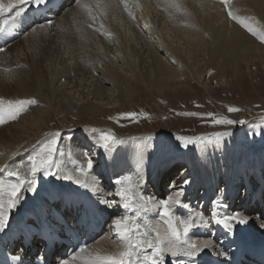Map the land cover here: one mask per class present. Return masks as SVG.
Wrapping results in <instances>:
<instances>
[{
	"label": "bare ground",
	"instance_id": "bare-ground-1",
	"mask_svg": "<svg viewBox=\"0 0 264 264\" xmlns=\"http://www.w3.org/2000/svg\"><path fill=\"white\" fill-rule=\"evenodd\" d=\"M53 1L49 0L48 3ZM4 2L7 4L11 0ZM59 2L63 4L58 11L43 13V16L48 18V21L51 20V24H59L60 28H66L70 35H73L74 41H69L67 46L74 45V50H71L70 54L71 59L80 65L77 71L71 74L69 70H65L67 65L63 64L62 71L53 84L52 78L57 69L51 62L47 64L48 61H52L48 60L45 63L49 73L48 80L43 75L39 77L40 72L37 78L34 77L36 83L32 84V77L24 66L18 68L11 65L9 68L8 65L9 70H6L0 65V95L4 94L1 87L7 84L11 93H5L4 96L16 98L15 100L18 97H31L41 103V106L34 108L33 115L27 118L25 124H12L0 128L2 154L0 167L7 165L9 170H19L21 175H27L30 159L19 157L18 154L35 143L45 144L46 141L42 138L44 131L38 126L50 111L77 112L81 118L90 113L95 117L97 111L100 113L99 109L101 114L103 113L102 108L109 106L115 96L120 97L117 102L121 101L133 87L131 82L138 77L145 83H149V76L151 79L157 77L162 81L166 78L171 79L173 75L172 79L176 78L180 68L173 65L164 55L170 53L172 49H183L192 54L197 49V44L204 40V29L196 18L198 5L203 9L202 18L208 23L204 25L205 29L208 27V30H211L216 42L213 46V56L222 57L219 60L228 61L231 65L236 62L234 58L237 51L257 48V45L252 43L253 36L247 35L236 21L229 18L227 9L220 0H175L180 6L179 10L171 6L173 0H144L147 13L142 15L143 25L151 32L155 41H150L148 36L141 32L139 27L142 23L139 24L137 21L136 23L128 18L130 16L125 15L128 14V9L125 10L123 0H59ZM97 2L101 7H97ZM82 4L89 7L86 9L81 6ZM19 7L24 8V13L16 18L15 22L12 18L17 9L2 17L9 23L4 31L6 39L0 42V49L21 35L26 39L49 26V23L35 20V5L29 3L18 5ZM231 9L237 15L239 12L256 14L257 19L264 25V0H232ZM87 12L95 16L92 27L100 37L95 55L90 54L92 45L89 42L92 36L85 26L81 27L84 31L82 30L80 36L70 31L72 24L83 26ZM246 40L249 41L245 43ZM18 48V42H15L8 52L0 54V57L6 61L13 51H18ZM16 52V55L13 54L15 59L11 61L19 60L22 55ZM91 57L95 59L93 66L88 62V58L92 59ZM191 60L192 67H195ZM178 61L180 65L182 62L185 63ZM188 67L186 68L190 69ZM47 83L50 88L45 86ZM107 97H110L108 101ZM96 109L98 110L95 111ZM85 127L78 126L62 133L57 154L63 151L64 155H59L56 160L66 159L64 167L56 172V178L53 180L44 178L40 181L38 174L34 190L23 192L19 204L9 213L7 226L0 231V264H12L13 257H9V254L13 252L9 242L27 230L34 232L39 224L45 229L36 233L35 247L25 249L28 255H38L39 249L42 250L41 238L44 231H62L61 235H64V230L71 229V223L74 224L76 220H79L78 228L85 232V244L73 241L72 247L75 250L72 252L70 249L67 264H85L90 253L115 250V234L111 230L113 220L125 215L133 216L131 210L122 207L121 198L116 195L120 187L116 181L125 177L131 178L137 195L155 201L166 199L169 195L182 190L183 195L179 197L181 203L173 208L176 216L199 214L204 221V223L197 221V227L192 229L189 237L197 243L211 241L212 247L203 249L192 261H188L184 256L173 257L170 253H165L163 264H178L182 259L188 264H209L223 260L232 262L236 252L264 244V227H261L264 224V147L249 151L244 147L236 149L235 143L229 142L223 146L215 143L207 149L176 148L169 137L175 140L178 136H188L171 132L130 136L115 134L117 141L120 142L113 144L111 150L105 152L96 146V139L102 133L101 130L94 128L97 132L93 133L92 128ZM89 159L93 162L90 170L87 169ZM81 168L88 172L87 176L82 175ZM174 170H177L176 175L171 179L170 175ZM69 175L73 179L65 178ZM76 177L84 180L88 187L77 184ZM3 179L15 180V177H8L7 172H3L0 173V180ZM261 193L262 197L258 200ZM147 206L150 211L140 221L142 224L154 223L159 219L156 215L159 209L154 208L151 203ZM214 213L220 215L239 213L248 222L234 224L233 231L227 233L222 226L214 222ZM260 213L263 217H260ZM74 234L80 237L81 232L78 230ZM19 245L20 243L18 248ZM82 247L86 249L83 253L80 252ZM61 250V247H55L53 257L57 258ZM14 255L16 257L21 254L14 252ZM74 256L80 258L74 260ZM19 257L17 264H31L27 262L25 256Z\"/></svg>",
	"mask_w": 264,
	"mask_h": 264
},
{
	"label": "rangeland",
	"instance_id": "rangeland-1",
	"mask_svg": "<svg viewBox=\"0 0 264 264\" xmlns=\"http://www.w3.org/2000/svg\"><path fill=\"white\" fill-rule=\"evenodd\" d=\"M123 1L125 4L127 3L128 9V14L125 13V15L130 16L127 17L134 22L142 23L139 27L141 32L145 33V36L147 35L150 41H155L154 38L152 39L151 32L143 25L142 15L147 13L144 0ZM196 12L198 13L196 16L199 19L198 24L202 25V29L205 32H203L204 40L200 44H197L198 46L196 45L197 49L192 54L178 48L179 50L172 49L170 53L164 55L173 65L180 68L178 69L179 74L176 75V78L172 79L173 75L171 79L166 78V80L162 81L158 80L157 77L151 79L149 76V83H145L144 80L138 77L137 80L131 82L133 87L121 101L117 102V100H120V97L115 96L109 106L102 108V114L99 109L100 107L98 108L100 113H98V109L95 110L97 111L95 117L90 115V113L85 118H81L77 112L66 111L63 113L59 110L50 111L42 118L38 126L39 129L44 131L42 138L45 139V144L35 143L27 146L25 150L19 152L18 156L26 157V159L36 157L39 152L44 150L48 141L50 142L52 139L57 141L58 149L62 141V133L67 129H75L78 126L82 128L86 126L85 128L87 129L95 128L101 130L100 132L102 133L106 132L114 136L115 134L130 136L135 134L155 135L178 132L196 141L187 146L191 149L196 147L207 149L208 146L215 143L223 146L229 142H234L236 149L244 147L249 151L259 150L264 147V42L250 35L251 33L236 22L247 35L253 36L251 37L253 39L252 43L257 45V48L255 50L250 49L252 52L248 49L243 52L242 50L237 51L234 58L236 62L234 64L230 65L228 61L223 62L219 60L222 57L213 56V46L216 42L212 37L211 30H208V27L205 29L204 25L208 23L202 18L204 13L200 5H198ZM250 14L239 12L238 16L242 15L241 17L243 18H253L250 23L253 26L256 25L257 29L260 27L259 30L264 32L262 21L257 19L258 16L256 14ZM84 17L83 26L72 24L70 31L72 30L74 34L80 36L84 31V28L81 27L85 26L91 33L90 36H92L89 42L92 45V52L90 54L95 55V49L99 47L98 41L100 40V37L96 35L92 27L95 16L92 13L89 15L87 12ZM187 21L189 20L187 19ZM48 27L44 31L35 32L26 38L27 40L21 35L15 41L3 45L1 47L2 50H0L1 55L7 53L15 42H18L19 48L17 52L16 50L13 51V54L16 52L22 53V55L19 60H15L16 62L11 61L13 58L15 59L16 54L13 55L11 53L7 59L9 62L0 57V65H3L2 68L9 70L8 65L9 68L12 67L11 65L18 68L21 65L24 66L32 77V84L36 83L34 77L37 78L40 72L39 77L43 75L48 80L49 73L45 64L48 60L52 61H48L47 64L51 62L53 67L57 69L52 78L53 84H55L54 80H56V77L62 71L63 64L67 65L66 71L69 70L71 74L75 73L80 65L78 66L79 63L71 59L70 51L74 50V45L69 44L67 46L69 41H74L73 35H70L66 28H60L59 24L52 23ZM5 37V32H0V42H3L6 39ZM248 41L246 40L245 43ZM255 51L258 53H254ZM186 55L191 58L189 59ZM88 59L90 65L92 64L93 66L94 57ZM178 60L185 63L182 62L180 65ZM190 60L193 61L195 67H192ZM14 62L17 65H14ZM186 67L193 68V71L191 72ZM144 76H147V74H144ZM45 86L50 88L48 83ZM1 88V92L4 94L0 95V98H3L5 101H15L16 98L4 96L5 93H11L10 87L7 84ZM41 88L43 89V87ZM109 98L107 97L106 101ZM20 99H29V97L17 98V100ZM36 100L38 102L36 105L29 106L27 111L23 112L16 120L2 124L0 128L8 127L12 124H25L27 118L33 115L34 108L41 106L38 99ZM230 107L239 109V111L229 112L228 109ZM125 113H136L137 116L135 118H124L122 114ZM189 113H194L195 115H188ZM209 113L212 116H209ZM219 117H226L237 122L245 121V123H236L235 125L214 124L213 119ZM224 133H230V135H223ZM169 139H172L170 141H173V145L176 148H187L178 139L174 140V138L170 137ZM59 155L60 153L57 154L56 152L54 158H58ZM65 160H59L62 161L61 168L64 167ZM175 166H177V163ZM177 170L172 172L170 175L171 179L176 175ZM53 171L56 175L58 170L53 169ZM39 175L38 179L40 181H43L44 178L51 180L56 178L55 175L45 176L42 173Z\"/></svg>",
	"mask_w": 264,
	"mask_h": 264
},
{
	"label": "snow or ice",
	"instance_id": "snow-or-ice-1",
	"mask_svg": "<svg viewBox=\"0 0 264 264\" xmlns=\"http://www.w3.org/2000/svg\"><path fill=\"white\" fill-rule=\"evenodd\" d=\"M48 2L49 0H11V2L5 4L4 0H0V17H4L7 13H11L14 9H17L15 16L12 18L13 22H15V19L21 17L24 13V8H18V5L30 3L35 5L36 9L39 10L40 6L46 5ZM220 3L227 9L229 18L236 21L261 42H264V32H261L250 23L251 17L243 18L232 11V0H220ZM81 6L86 9L89 7L86 4H82ZM171 6L178 10L180 7L175 0H173ZM97 7H101L99 2H97ZM125 10H127L126 4ZM8 23L7 19H0V32L6 31ZM48 23L51 24V21ZM37 103V100L34 98L15 101H5L0 98V125L16 120L23 112L27 111L29 106L36 105ZM228 111L235 112L239 111V109L230 107ZM188 115L195 114L189 113ZM208 115L212 116L211 113ZM122 116L124 118H135L137 114L125 113ZM213 123L235 125L236 123L243 124L245 121L237 122L226 117H219L214 118ZM91 131L93 133L97 132L95 129ZM223 135H230V133H224ZM177 139L181 141L184 147L196 142L193 138L189 137L178 136ZM118 142L120 141H117L114 135L105 132L98 135L96 146L108 152L111 150L112 145ZM57 150V141L52 139L41 153H38L36 157L30 158L27 166V175H21L19 170H9L7 165L0 167V173L7 172L8 177H15V180H0V231H3L7 226L9 213L19 204L22 193L34 190L33 186L36 183L37 175L40 173L45 176L55 175L53 169L60 170L62 161L54 158ZM60 155L63 156L64 152L61 151ZM92 166L93 162L89 159L87 161V169L90 170ZM80 172L84 176L88 175V172L84 168H81ZM65 178L73 179L70 175ZM75 182L83 187H88V184L79 177L75 178ZM116 184L120 186L116 195L121 198L122 207L125 210H131L133 216L125 215L114 219L111 230L115 234V250L106 253L99 251L90 253L85 264H163L165 253H170L173 257L184 256L188 258V261H192L203 249L212 247L211 241L197 243L189 237L192 229L197 227L198 220L204 223L199 214L193 215L190 213L187 217H178L173 211L174 206L181 203L179 197L183 195L182 190L169 195L166 199L155 201L152 198L137 195L130 177L118 179ZM149 203L154 208L159 209L156 212L159 219L154 223L145 222L142 224L140 221L150 211L147 206ZM136 205L139 206L137 207ZM184 207H187V205H184ZM213 220L216 224L222 226L227 233L233 231L234 224H246L248 222L239 213H226L224 215L214 213ZM261 227H264V224ZM85 251L86 249L83 247L80 249L81 253ZM78 258L80 257H73L74 260ZM13 260L19 261L20 257H13ZM64 264H67V262L65 261ZM178 264H188V262L182 259Z\"/></svg>",
	"mask_w": 264,
	"mask_h": 264
}]
</instances>
